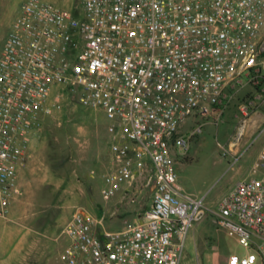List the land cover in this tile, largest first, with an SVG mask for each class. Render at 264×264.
<instances>
[{"label": "built area", "instance_id": "obj_1", "mask_svg": "<svg viewBox=\"0 0 264 264\" xmlns=\"http://www.w3.org/2000/svg\"><path fill=\"white\" fill-rule=\"evenodd\" d=\"M263 58L264 0H82L81 14L26 0L0 55V215L22 194L32 133L69 88L112 122L107 194L123 184L153 193L121 231H98L103 219L75 205L63 264H180L190 227L209 213L246 250L228 264H264V147L214 210L180 190L177 170L205 124L186 132L189 119L218 123L235 103L245 123L261 106Z\"/></svg>", "mask_w": 264, "mask_h": 264}, {"label": "rangeland", "instance_id": "obj_2", "mask_svg": "<svg viewBox=\"0 0 264 264\" xmlns=\"http://www.w3.org/2000/svg\"><path fill=\"white\" fill-rule=\"evenodd\" d=\"M46 1L82 13V0ZM24 2L0 0V55ZM59 99L62 108L43 117L30 141L27 167L34 171V179L29 175L26 179L39 198L32 207L41 213L38 226L21 247L16 239L7 241L1 264H63L68 242L63 229L75 205L103 219L98 231H121L131 228L152 203V184L142 188L123 184L107 194L111 188L108 176L116 168L110 150L114 133L111 120L103 110L82 106L74 89L68 88ZM237 113L238 106L232 103L218 123L213 117H197L189 119L184 128L190 132L205 122L192 136L188 154L177 159L178 186L184 193L205 196L212 210L239 180L253 174L252 165L264 146V102L245 123ZM244 125L246 134L233 146ZM251 125L256 128L250 130ZM126 190L129 192L123 198ZM244 252L237 239L209 213L190 227L180 264H228L231 254Z\"/></svg>", "mask_w": 264, "mask_h": 264}, {"label": "crops", "instance_id": "obj_3", "mask_svg": "<svg viewBox=\"0 0 264 264\" xmlns=\"http://www.w3.org/2000/svg\"><path fill=\"white\" fill-rule=\"evenodd\" d=\"M254 125H251L248 128L253 130L256 128ZM246 132L247 131H245V134ZM251 135H249L248 138H250ZM26 167L27 165L22 168L19 173V183L22 187L20 198L18 197L11 203L6 215H0V255L7 250V241L12 242L13 239H16L18 247H21L23 243L29 240L31 233L36 231V227L38 226L41 213L34 210L32 207L36 204L39 198L34 192V186L30 187V180L34 179V177H32L34 171H31L29 166ZM26 175L31 177L30 180L26 179ZM30 188H32V190H30Z\"/></svg>", "mask_w": 264, "mask_h": 264}]
</instances>
